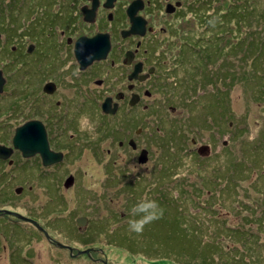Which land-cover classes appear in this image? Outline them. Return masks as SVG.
<instances>
[{
	"label": "flooded vegetation",
	"instance_id": "flooded-vegetation-1",
	"mask_svg": "<svg viewBox=\"0 0 264 264\" xmlns=\"http://www.w3.org/2000/svg\"><path fill=\"white\" fill-rule=\"evenodd\" d=\"M200 4V0H0V96L14 98L9 100L14 103L0 105L8 111L0 116V146L10 150L0 155V264H41L45 256L49 264H64L89 251H102L91 243V229L80 230L76 223L85 215L73 209L81 206L83 212L87 206L72 204L80 203L82 195L74 193L66 201L58 188L91 192L99 202L97 192L80 179L81 172L66 170L98 164L104 187L115 178L149 174L154 140L166 139L156 136L160 127L153 130V120L162 124L169 118L167 109L175 111L169 102L177 87L184 91L196 84L185 82L183 66L184 60L193 66L191 59L197 54L187 55L182 44L201 25ZM157 40L167 48L162 50ZM6 90H11L8 95ZM158 93L162 101H155ZM29 122L43 126L50 151L62 155L59 161L45 166L40 154L26 158L13 147L17 129ZM206 145L199 143L200 154L208 153ZM28 160L35 161L37 173L31 174ZM59 169L63 171L54 189L51 173ZM203 189L211 193V187ZM26 203L36 205L29 214L23 213ZM57 208L61 213L70 210L60 217ZM42 218L49 221L50 231ZM57 218L65 222L60 228L55 227ZM70 228L68 238L74 244L55 239V232L67 239L63 231ZM58 252L63 257L57 258ZM92 260L105 264L95 256Z\"/></svg>",
	"mask_w": 264,
	"mask_h": 264
},
{
	"label": "trees",
	"instance_id": "trees-1",
	"mask_svg": "<svg viewBox=\"0 0 264 264\" xmlns=\"http://www.w3.org/2000/svg\"><path fill=\"white\" fill-rule=\"evenodd\" d=\"M200 2L199 19L205 32L198 31V24L197 31L186 36L182 47L189 56L197 54L191 59L193 66L190 60H184L183 67L185 82L196 80V96L201 87V101L193 104L189 119L172 124L163 142L154 140L159 150L152 148L153 168L149 174L115 178V182L106 183L121 202L120 215L105 207L106 225H94L89 235L110 236L116 249L154 264H264V47L259 50L264 43V0ZM231 61H239V67L240 62H247L248 73L238 78L231 69ZM240 83L245 85L244 95L254 94L253 100L260 103L255 108L259 114L262 112L263 119L255 126L260 131L254 136L248 135L252 130L246 122L251 119V104L245 102L246 123L241 126L236 124L240 117L232 109L231 88ZM191 89L188 87L189 92ZM208 102L213 105H207ZM259 119L254 116L250 121ZM232 131L237 136L232 137ZM203 141L208 147L206 154L194 148L196 142ZM214 168L216 174L209 173ZM212 176L221 185L211 188L209 206L224 209L227 202L235 203L234 208L243 214L237 223L221 218L215 209L199 211L198 205L204 203L195 199L205 193L204 186L212 187ZM242 181H247L245 186ZM249 186L257 201L234 202L235 197L242 195L237 191L244 192ZM216 192L221 198L215 196ZM85 193L78 195L83 197ZM144 198L157 201L164 214L136 234L129 230L128 221L139 218L133 216L132 208ZM64 223L57 218L55 227ZM207 237H216V242L211 244ZM222 245L229 255L226 262L218 259Z\"/></svg>",
	"mask_w": 264,
	"mask_h": 264
},
{
	"label": "rangeland",
	"instance_id": "rangeland-1",
	"mask_svg": "<svg viewBox=\"0 0 264 264\" xmlns=\"http://www.w3.org/2000/svg\"><path fill=\"white\" fill-rule=\"evenodd\" d=\"M6 1H8V0H6ZM2 20H3V18L0 15V22ZM191 28H193V25H191ZM203 29H204V27L202 25L198 27V31L205 32V31H203ZM157 41L161 43L162 50L167 48V46H166L167 44L165 42L159 41V40H157ZM12 43L13 42H10L7 45H12ZM263 47H264V43L261 46L259 45V50L261 48L263 49ZM174 48L175 47H171L170 46L169 50H173ZM176 50H177V47H176ZM197 51L198 50H196V52ZM0 52H1V45H0ZM168 54H167V56H168ZM238 62L239 61H231V65H232L231 69L234 71V75H236L239 78L242 74H247L248 71H249V68H248V63L247 62H240V64H241L240 67L238 65ZM217 69H219V67ZM244 86L245 85L240 83V84H235L234 87L231 88L232 109H233V111L235 113H237L236 115L240 117V121L236 122V124H239L241 126V125H244L247 122L249 124V126H251L250 129L252 130V132L250 134H248V135L254 136V133L260 131V130H256L255 126L257 124H260L259 122L263 119L262 118V112H260V114H259V111L257 110V108H255L256 106L259 107L258 104H260V103L256 102L255 100H253L254 94L253 95L248 94V96L244 95V91H243L244 88H245ZM177 88L174 90L175 93L172 94V96L174 98L173 101L169 102V104L172 107L175 108V111L172 112L168 108L167 109V113L169 115V118L167 120H165L162 124H159V123H157L156 120H153L152 129L155 130L156 126L160 127L159 130H158V134H156V136H158V137L161 134L166 136L169 133L168 131H171V127H172V124L174 122H175L176 125H178V122H182L183 120L189 119L191 117V112H190V108L189 107H192L194 103H198V102L201 101V99H199V97H198V96H200L203 93V91L200 90V88H201L200 86L198 87L197 96L195 94L196 93V89H197L196 86L191 89L190 94H189V91H188V86L185 87L184 91H182V87L179 88V89H177ZM10 91L11 90H6L7 95L9 94ZM186 95H187V97H186ZM188 96H190V98H188ZM160 97L161 96H160L159 93L156 94L155 97H154V98H156L155 101H162V100H158ZM13 99L7 98L5 96H0V100L4 101V103L0 104V105H5L7 103L12 104V103H14V101H9V100H13ZM184 100H188L189 103H187L188 101L184 102ZM245 102H249V104H251V107L253 108L251 111H249V118H251L250 120H253L254 116H257L258 118H260L259 121H250L248 119L245 122V117L243 115V111L245 110ZM157 104L159 105L160 103H157ZM187 104L190 105V106L187 107ZM206 104L209 105V106L213 105L210 102H208ZM166 105H168V104H166ZM254 109L256 110V112H254ZM6 113H8L6 108L0 106V116L4 115ZM156 113H158V110H156ZM166 122H168L167 126L165 124ZM91 127H92L91 125H89L87 127L89 131H91ZM232 133H233L232 137L237 136V135L234 134L233 131H232ZM198 147H199V143L196 142L194 144V148L197 149ZM152 148H154L153 149L154 151L155 150H159L157 145L153 146ZM233 148H234V146L231 145V150H233ZM154 155H157V152H154ZM170 158H174V157L171 155ZM25 163H28V165L30 166L28 168L31 171V174H35V173L38 172L39 168L36 166L35 161L32 160V161L29 162V160H28ZM150 163L152 164L153 162L151 161ZM37 164H38V162H37ZM77 166L78 165L75 164V167H77ZM148 166H150V164ZM220 167L221 166H219L218 169H220ZM140 169H144V168L140 167ZM73 170H75L76 173L77 172H81L82 173L80 179L83 180L84 184H86L90 189L95 190L97 192V194H98V197H99V202H97V201L93 200L94 196L91 193H85L84 196L82 197V199L80 200V203H77V204L73 203L72 204L73 208H75L76 206H80L82 203L85 202L84 204H86V206H88L89 208L90 207L93 208V209L90 208L92 210H90L88 208L89 210L87 212H84V213L81 212V210H80L82 208L81 206H80V209L79 208L73 209V211H79V213H83L82 215H85L84 218L89 220V222H87L86 225L80 226L82 228H79V229L80 230H86V229L87 230H90V229L94 230V228H95L94 225H97L99 228H101L102 226L104 227L106 225V223H107V220H108L107 211L105 210V207H106L107 210L110 209L109 211H114L116 214L119 215L120 203H121L120 200L115 195L114 190H109L107 187L103 186V184H102L103 170H102V167L100 165L92 164L90 166L86 165L85 167L81 166V168H70V169L66 170V173L67 172H72ZM214 170H216V168L211 169L209 173L216 174L215 172H213ZM62 171H63L62 169H59V170H56L55 172L53 171L51 173V175L53 177L52 178V182H53V188L54 189H56L57 186H58L59 177L61 176ZM206 174H208V172H206ZM210 179H212L211 183L214 182L213 185L210 184L212 186L211 188L217 187V186L220 187L221 183H220V181L218 179H215L213 176ZM233 181L237 182V180H233ZM241 183L243 184V186H245L247 181H242ZM58 191L65 196L66 201H68V196L69 195H73L74 193L78 194L75 191L74 188L66 191V190H64L63 187H60V188H58ZM237 193H240L242 195H238L237 197H235L236 199H234V202L236 201V202L240 203V202H242V200H244L245 202H252L253 200L257 201V199H258V197L253 195V192L250 189V186L247 187V188H244V192H241L240 190H238ZM108 196H113V200H108L107 199ZM209 196L212 197L211 195H207V194L204 193V194L200 195L199 198L195 199L196 202H203L204 203V204L198 205L199 206V211H200V209H202V210L208 209V210H212V211L215 209L214 211H217V214H219L221 218H225V219L229 220L230 222H235V223L238 222L237 218L239 216L243 215V214L242 213L239 214V211L236 208H234L235 207V203L227 202L225 207H224V209L219 208V207H218V209L217 208H213V207H211V205L209 206V204H208V201L210 200ZM215 196L221 198V196L217 192H216ZM29 204L30 203H26V204L23 205V213L24 214H26V213L29 214V212L31 210V207L35 208V206H36L34 203L31 204L30 206H29ZM57 209H58V213H59L58 216H60V217L66 215L69 212V210H70L68 208L63 213H61V212H59V210H61V209H59V208H57ZM195 212H196V210H195ZM76 214H77V212L74 214V218L76 217ZM41 221L42 222L45 221L44 227L48 228L49 231H50V226H49V223H48L49 221L48 220L46 221L43 218H42ZM71 221H72V219H71ZM93 221H94V223H93ZM90 226H93V227H90ZM41 231H44V233L46 232L45 230H41ZM72 232H73V228H70V229H68L66 231H63V233L67 236V239L64 238L63 234H58V232L54 233V237H55L56 240H59L60 242L65 240L66 243L74 244L75 241H73L70 238H68L69 234L72 233ZM104 237L105 238L107 237V240L109 242L105 241ZM109 237L110 236H106V235L93 236L91 243L94 242V244L97 247H101L102 251H99V250H95V251H92V252L89 251L88 254L85 257H83V258L75 257L70 262H65L64 264H101L100 260H97V261L92 260L94 258V256L97 257L98 259L104 260L105 264H107V260L110 259L109 249L120 250L118 248L116 249L111 244L112 241L109 239ZM243 238L246 239L247 236H244ZM205 239H207V241H209L211 244L216 242V237H207ZM195 241L196 240H194V242ZM60 242H57V243H60ZM195 245H197V244H195ZM187 248H188V246H187ZM121 251H123L124 253L128 254L127 264H154L147 258H141V257H138V255L132 257L126 251H124V250H121ZM185 251L187 253H194L193 250H190V251L185 250ZM42 254H46V253H42ZM60 257H63V256L61 255L60 252H58L57 253V258H60ZM228 257H229V255H227L223 251V245H222L221 250H220V255H219L218 259H220V261H222V262H226ZM191 260H194V256L191 257ZM40 262H41V264H49L48 258L46 256L42 257V260ZM157 264H160V263H157Z\"/></svg>",
	"mask_w": 264,
	"mask_h": 264
},
{
	"label": "water",
	"instance_id": "water-1",
	"mask_svg": "<svg viewBox=\"0 0 264 264\" xmlns=\"http://www.w3.org/2000/svg\"><path fill=\"white\" fill-rule=\"evenodd\" d=\"M106 48H107V43L105 44L104 49L101 51L104 53ZM92 49L95 50L94 47ZM77 52L80 53V50L76 49V53ZM2 83H3V79L1 77V72H0V88L2 86ZM12 145L15 149L21 150L23 157L26 158L32 157L35 154H40L43 160V165L45 166L59 161L62 157L61 154L53 153L52 151H50L44 128L38 122H29L26 123L21 128L17 129L12 140ZM9 151L10 150L6 149L5 147L0 146V155H7ZM65 184H67V181ZM76 223L78 226H83L84 224L87 223V219L79 218L76 220ZM57 245L60 244L58 243Z\"/></svg>",
	"mask_w": 264,
	"mask_h": 264
},
{
	"label": "clouds",
	"instance_id": "clouds-1",
	"mask_svg": "<svg viewBox=\"0 0 264 264\" xmlns=\"http://www.w3.org/2000/svg\"><path fill=\"white\" fill-rule=\"evenodd\" d=\"M133 216H138V219L128 221L129 230L136 234L143 232L144 227L163 217L164 209L153 199H141L132 208ZM110 259L107 264H127L128 254L121 250L109 249Z\"/></svg>",
	"mask_w": 264,
	"mask_h": 264
}]
</instances>
